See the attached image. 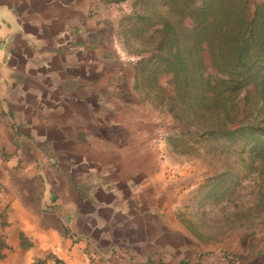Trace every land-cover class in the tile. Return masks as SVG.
Returning a JSON list of instances; mask_svg holds the SVG:
<instances>
[{"label": "crops", "instance_id": "1", "mask_svg": "<svg viewBox=\"0 0 264 264\" xmlns=\"http://www.w3.org/2000/svg\"><path fill=\"white\" fill-rule=\"evenodd\" d=\"M51 2L0 0V264H226L173 214L182 187L129 166L122 73L104 95L98 44L65 46Z\"/></svg>", "mask_w": 264, "mask_h": 264}, {"label": "rangeland", "instance_id": "2", "mask_svg": "<svg viewBox=\"0 0 264 264\" xmlns=\"http://www.w3.org/2000/svg\"><path fill=\"white\" fill-rule=\"evenodd\" d=\"M50 2L56 8L66 7L71 15L63 33L65 46L73 49L78 39L90 47L98 44L96 53L88 47L87 57L101 59L104 95L115 97L110 79L115 72L122 73L124 88L120 87L116 99L120 105L132 106L129 136L126 128L119 130L123 143L131 141L129 166L156 174L165 171L169 184L172 180L182 187L179 193L167 192L166 200L186 229L206 245V254H217L226 264L264 263L253 254L256 234L264 230V173L259 160L250 161L254 144L242 136L208 134L213 118L200 116L197 107L183 102L172 74L164 72L162 61L153 57L152 37L159 26L154 25L152 14L165 9L161 3H151L145 10L140 0ZM42 4L43 0H32L31 7L42 8ZM204 60L208 75L211 63L206 51ZM242 116L238 113L236 124L245 121Z\"/></svg>", "mask_w": 264, "mask_h": 264}, {"label": "trees", "instance_id": "3", "mask_svg": "<svg viewBox=\"0 0 264 264\" xmlns=\"http://www.w3.org/2000/svg\"><path fill=\"white\" fill-rule=\"evenodd\" d=\"M140 1L145 10L158 2L165 8L152 14L159 26L152 37L153 57L172 74L183 102L213 118L208 134L249 138L254 144L250 161L259 160L264 173V2ZM205 51L211 63L208 75ZM238 113L245 120L241 124H236Z\"/></svg>", "mask_w": 264, "mask_h": 264}]
</instances>
